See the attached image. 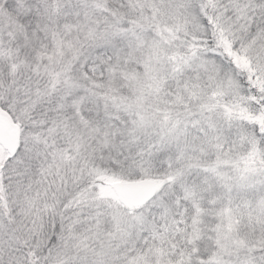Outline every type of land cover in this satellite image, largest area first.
<instances>
[{"label": "snow or ice", "instance_id": "1", "mask_svg": "<svg viewBox=\"0 0 264 264\" xmlns=\"http://www.w3.org/2000/svg\"><path fill=\"white\" fill-rule=\"evenodd\" d=\"M0 264H264V0H0Z\"/></svg>", "mask_w": 264, "mask_h": 264}]
</instances>
